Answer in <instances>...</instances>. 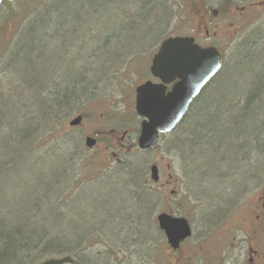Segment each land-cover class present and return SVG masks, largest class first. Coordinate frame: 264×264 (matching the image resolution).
<instances>
[{
	"label": "rangeland",
	"instance_id": "obj_1",
	"mask_svg": "<svg viewBox=\"0 0 264 264\" xmlns=\"http://www.w3.org/2000/svg\"><path fill=\"white\" fill-rule=\"evenodd\" d=\"M31 1L32 4L37 3L36 5H38L41 0H35L34 2L33 0H17L13 4H7L0 8V16L3 14L0 17V49L5 42L12 41L8 47L7 55L0 62L1 69L21 70L18 62L21 57L27 55L25 52L21 53V48L27 41H30L29 33L25 30L21 33V37L13 38L15 37L14 30L18 20L11 12L13 9L21 12ZM53 1L54 3H52ZM53 1L51 3L56 4L58 0ZM117 1L120 5L124 0ZM16 3L18 4L13 6ZM252 4H258V6L240 9ZM235 5L239 7V10H236ZM83 7V5H78V8L70 10L77 18H81V21L91 17V14L87 16L90 11L86 12ZM167 7L169 11L168 20L165 28L162 29V38L158 43V34L154 35L149 30L143 29L130 31L133 28L127 29L120 23L121 20H117V16L114 14L113 18L107 19L106 26L102 22L106 30L102 29L103 31H100L99 29L101 33H113L119 38L113 45L115 50L127 49L131 46L134 50L131 51L133 55H126L125 51L118 54V64L103 80L99 81L93 95L89 97V101L84 100L85 103L81 107L80 111L86 117L85 122L80 127L81 135L91 134L95 136L99 133L102 134V143L99 147L88 150L85 145L86 152L83 153L81 148H83L84 142L80 141V136L78 140L81 148L78 149L79 144H73L71 148L69 146L61 147L59 140H62V136L66 135L69 122L76 118L74 115H61L58 117L59 119H54L53 116L49 122L36 123L34 128L38 125L39 129L27 137V140H29L28 148L26 147L27 144L17 145L9 142L7 137L11 135L10 131L0 132V165L7 162H11L13 165L10 175L1 171L0 209L11 208L21 202L30 200L28 210H31V207L37 204V200H42L40 201L43 205L41 216L47 218L48 223H46V226L56 229V213L53 212V215L49 210L45 196H38L40 193L46 196L49 195V192L47 194V182L43 179L47 178V173L55 174L58 172L55 162L48 153H52L51 148H54L56 154L54 152L52 155H57L59 159L65 156L64 169L68 172L64 190L70 194V202L65 204L66 208L62 212L63 215L68 216L70 235L75 229L84 226L85 221L87 222V219H83L82 214L88 217H94L95 215L96 224L93 226L95 227L103 221H109L108 218L104 219L102 217L99 219L100 204L98 198L93 196L102 188L101 182L107 180L110 176L112 178L115 176L112 183L122 192L120 194L121 199L126 198L127 194L131 196L134 191L131 185L127 184L128 186H126L123 183H117L116 156H118V159L135 160L139 158L143 160L142 164H144L143 168L141 166L143 170L140 169V171L143 172L141 173L144 176L145 183L150 180V167L155 165L159 169V185L151 186V190L159 199L148 197L153 202V209L149 217L153 222V226L149 222L148 227L151 233H155L153 237L156 240L154 242L149 241L147 244L144 243L141 248H138L133 246V238L122 235L121 230L118 232L120 235H114L111 233L112 228L104 230L99 226L96 229L101 230L103 237L101 234H99L101 236L99 237L96 233L97 235L93 236L95 238L92 237L90 241L92 248H87L86 250H89L85 252L86 254L88 253L95 259L96 256L101 257L110 251L114 256L109 260V264H250V255L254 256L255 264H264V218L262 217L260 221L255 219L260 214L261 202L257 200L261 196V192L264 191V171L259 174L254 173V168L246 166L249 171L251 170L250 178L253 174L257 177H252L254 182H249V178L235 175L236 171L233 172L229 169V166L218 164L215 167L216 173H213L215 182H210L211 180L202 181L201 179L196 180V182L192 181L189 175L190 163L187 162V160H191V156H187L184 152L181 153V149L177 146L180 139L187 138L185 131L179 132L180 135L176 137L163 138L160 149L153 153H141L134 149L133 151L126 150L124 154L119 155L116 154L117 151L107 149L104 143L107 141L110 146L115 145L117 141L113 139L114 144L108 135L111 126H113L112 123L107 124V120L103 121L101 116L104 115L106 119L111 115L120 117L132 115L135 90L144 81L150 79L148 74L149 63H151L152 57L157 53L160 44L164 40L169 37L193 36L197 38L200 45L205 47L216 46L232 58L238 48H242L248 42L258 40L260 36L264 37V0H231L229 2L226 0H167ZM213 10L219 11V15L216 16ZM31 19L29 18V20ZM94 24L97 25V28L102 26L97 22H94ZM258 42L262 48L264 38L258 40ZM155 43L157 45L153 47ZM152 47L153 49H151ZM150 49L153 52H150ZM137 51L139 53H136ZM100 58V62H102L109 57L102 54ZM249 67L252 69V75L250 76L245 73ZM3 74H0V79L3 81H0V90L6 98L10 97V101L3 106L2 115L12 116L10 127L13 129L12 123L28 111L20 105L24 104L23 102L30 104L34 101L33 97H21L15 90L19 87V82L9 79L7 80L8 84L5 82L6 79ZM21 75L26 83L36 84V74H31V78L25 72H22ZM248 77L252 78L256 84L261 82L262 74L258 62L249 65L239 63L232 71L225 74L217 83V86L208 92L205 97L206 104L218 105L225 96L240 93L243 88L245 89V86L247 87L249 82L246 78ZM95 78L93 76V81L97 80ZM61 79L66 85L74 80L68 71L61 72ZM247 88L248 92L252 91V88ZM1 99L3 98L0 97ZM41 110L43 109L40 105L39 109H33L39 117L42 116ZM128 127L126 125L121 131L129 129ZM25 134L22 136H25ZM74 134L79 135V131ZM2 136H6V138H2ZM55 136H58V138L50 142V139ZM219 143L221 144L219 145ZM227 143L226 139H207L205 140L206 149L202 146L198 148V155L204 159V154L207 152L209 153L207 158L212 160L221 158L224 155H222V151L227 155L229 145ZM45 144L47 145L42 150L41 146ZM26 149L32 155L27 154ZM62 149L64 152L61 151ZM219 149H221V155L215 158V152ZM113 154H115L114 157ZM243 166L245 167V165ZM22 172L23 176L20 178ZM199 174L200 178L204 176V173ZM39 183L44 184V186L41 187ZM91 194L92 199H89ZM51 195L52 192L49 198L50 203L57 202L60 204L57 196ZM114 203H118V198L114 200ZM59 204H57V207L61 208ZM117 205L119 206V204ZM109 210L112 212V209ZM169 211L181 214L190 220L193 227L194 236L192 240L184 245V249L180 254H175L169 248L164 234L159 230L157 224V216ZM213 212H218L219 217L214 218L213 222L209 224L207 223V216ZM79 216L82 217L78 219ZM23 219H27L24 212L18 216L17 220L24 223ZM35 221L38 222L39 220ZM244 223L245 228L242 226ZM119 226L120 224L117 227ZM125 238H129V241H125ZM61 249H54V251L57 252ZM251 249L256 250L258 256L252 254ZM35 256L37 259L34 264H40L51 258V256L53 258L66 257L63 255L57 256L55 253L43 255L41 252L36 253Z\"/></svg>",
	"mask_w": 264,
	"mask_h": 264
},
{
	"label": "trees",
	"instance_id": "obj_2",
	"mask_svg": "<svg viewBox=\"0 0 264 264\" xmlns=\"http://www.w3.org/2000/svg\"><path fill=\"white\" fill-rule=\"evenodd\" d=\"M52 1L41 0L38 5H36L37 3L32 4L31 1L21 12L12 10L11 14L18 20L13 38L21 37V33L26 30L25 32L29 33L27 34L30 41H27L21 48V53L25 52L27 55L21 57L18 62L20 71L0 68V74L4 73L5 82L9 84L7 81L9 79L19 82V87L15 90L21 97H33V103L23 102L24 104L20 105L28 111L12 123L13 130L10 127L12 116L2 115L3 106L10 101V97L6 98L0 90V97L3 98L0 100V132L10 131L11 135L7 137V140L17 145L27 144V148L29 144L27 137L39 129L38 125L34 128L36 123L49 122L53 116L54 119H59L58 117L61 115L84 114L80 111L83 103H85L84 100L89 101V97L93 95L99 81L103 80L118 64V54L125 51L126 55H133L132 46L127 47V49L115 50L113 45L119 38L113 33L100 32L106 30L104 26L108 23L107 19L113 18L115 15L117 20H121L120 23L127 29L133 28L130 31L143 29L149 30L154 35L158 34V43L162 38V29L165 28L169 15L167 0H124L120 5L117 0H58L56 4H52L54 3ZM78 5H83L86 12L90 11L87 16L91 14V17L81 21V18L72 14L70 10L78 8ZM29 18L33 19L29 20ZM94 22L99 24L104 22L105 24L97 28ZM262 38L264 37L260 36L258 40ZM258 40L248 42L242 48H238L232 58L229 57L226 62L227 65L223 66L219 74L194 101L174 136L173 134L170 136L176 137L180 135L179 132L185 131L187 138L180 139L177 146L181 149V153L184 152L187 156H191V160H187V162L190 163L189 175L194 182L199 179L215 182L213 176L218 164L229 166L233 172L236 171L235 175L249 178V182H254L252 177H256L253 174L250 178L251 170L249 171V168H254V173L258 174L264 171V109H262L264 107V45L261 48ZM11 42L7 41L2 45L0 62L7 55ZM151 49L149 51L153 52ZM102 54L109 58L100 62ZM120 62L122 63V61ZM257 62L260 65L262 79L256 84L252 78H246L249 82L247 87L252 88L251 92H248V88L245 86V89L243 88L240 93L225 96L218 105L206 104L205 97L208 92L217 86L225 74L232 71L239 63L249 65ZM251 67L245 71L246 75H252ZM64 71L70 72L71 77L74 78L73 82L70 81L67 85L61 79V72L64 73ZM22 72H25L29 77L31 74H36V84L26 83L21 75ZM93 76L96 77V81H93ZM0 81L3 82L1 79ZM39 105L43 109L40 117L37 116L36 111H33L35 108L39 109ZM75 106L76 108H74ZM204 109L206 110L203 111ZM131 114L133 116L111 115L106 119L103 115V121L107 120V124L112 123L113 126L111 127L118 129L128 125L129 129L138 134V121L134 109H132ZM23 134L25 136H22ZM2 138H6V136H2ZM56 138L58 136L52 137L50 142ZM211 138L228 141L227 155L222 151V155H224L218 158L221 155V149H219L214 156L218 159L207 158L209 155L207 152L204 154V159L199 157L198 148L202 146L206 149L205 140ZM59 142L63 148L64 146L71 148L73 144H79L78 149L81 148L75 134H70ZM46 145L41 146V149L43 150ZM51 150L52 153L47 152L55 162L58 172L55 174L47 173L48 179H43V181L47 182V194L49 192V195L40 193L38 196H45L49 210L52 214L53 212L56 213V229L46 226L48 220L43 215L41 216L43 205L40 201L42 200H37V204L32 206L31 210H28L30 200L11 208L0 209V264H34L37 259L35 255L39 252L43 255L55 253L57 256L70 257L73 260L72 264H109V260L114 256L110 251L100 255L101 257L96 256L95 259L85 253L92 248L90 241L93 236L101 234L103 237L101 230L96 229L99 226L104 230L112 228L111 233L114 235L119 234L118 232L121 230L122 235L133 238V246L138 248H141L144 243L147 244L149 241L154 242L156 240L153 237L155 233H151L148 227L149 222L153 226V222L149 218L153 209V202L149 198H159L151 190V185L148 187L143 179V172L140 171L144 166L142 159L130 160L125 158L120 165H116L118 168V174L115 173L117 174L116 178H118L117 183H123L126 186L131 185L134 188L131 196L127 194L126 198H120L122 192L112 183L115 176L113 178L110 176L101 182L102 188L97 191L98 193L96 192L98 196L93 194L94 197L98 198L100 204L99 219L108 218L110 222L103 221L93 227L96 224L95 215L88 217L82 214L83 219H87V222H84V226L77 227L78 229H75L70 235L68 216L63 215L62 212L66 208L65 204L70 202V194L64 190L68 178V172L64 169L65 156L59 159L57 155H52L55 149L51 148ZM26 152L32 155L28 149ZM196 164L199 165L198 168ZM12 168L11 162L0 165V183L1 171L10 175ZM199 173H204V176L200 178ZM22 176L23 172L19 177ZM48 183L50 184L48 185ZM39 185L44 186L40 183ZM51 192L52 195L57 196L60 204L57 202L50 203ZM117 198L118 203H114ZM89 199H92V194ZM57 204L61 208L57 207ZM109 209H112V212ZM22 212L27 215V219H23L24 223L17 220ZM82 216H79L78 219ZM217 217H219L218 212L210 213L207 216V223L210 224ZM117 222L120 224L119 227H117ZM99 237L101 236L99 235ZM129 238L124 240L129 241ZM100 243L102 242L100 241ZM59 248L62 249L57 252L54 251V249ZM87 248L89 249L86 250ZM52 258L53 256L49 259Z\"/></svg>",
	"mask_w": 264,
	"mask_h": 264
},
{
	"label": "water",
	"instance_id": "obj_3",
	"mask_svg": "<svg viewBox=\"0 0 264 264\" xmlns=\"http://www.w3.org/2000/svg\"><path fill=\"white\" fill-rule=\"evenodd\" d=\"M16 0H0L14 2ZM224 65L222 53L215 47H202L192 37H172L163 41L154 56L151 73L161 84L147 82L136 89L135 111L142 119L138 148L142 151L155 150L160 135L174 131L187 115L193 102L219 74ZM177 81V82H176ZM170 93L166 86L175 83ZM81 117L70 123L78 126ZM95 141L87 140L88 148ZM151 178L159 181L157 167L151 168ZM158 226L173 251L192 237V229L185 218L161 214ZM70 257L48 259L40 264H72Z\"/></svg>",
	"mask_w": 264,
	"mask_h": 264
},
{
	"label": "flooded vegetation",
	"instance_id": "obj_4",
	"mask_svg": "<svg viewBox=\"0 0 264 264\" xmlns=\"http://www.w3.org/2000/svg\"><path fill=\"white\" fill-rule=\"evenodd\" d=\"M200 1H204V0H200ZM227 2H229V1H231V0H226ZM238 1H242V0H238ZM16 2V1H15ZM15 2H12V3H3V5H1L0 6V8L2 7V6H4V5H6V4H13V3H15ZM227 4V3H226ZM256 6H258V4H252V5H249V6H245V7H242V8H240V9H245V8H250V7H256ZM235 7H236V10H239V7L237 6V5H235ZM213 12H215L214 14L216 15V16H218L219 15V11H214L213 10ZM195 38V40H196V42L198 43V41H197V38L196 37H194ZM214 47H216V46H214ZM222 54H223V59H224V65L226 64V62L228 61V59H229V57L225 54V53H223L222 52ZM155 56V55H154ZM154 56L152 57V59H151V63H149L150 64V68H148V74H149V76H150V79H148V80H146V81H144L142 84H145V83H147V82H152L153 84H161V81L160 80H157V79H155L153 76H152V73H151V64H152V61H153V58H154ZM223 65V66H224ZM147 66H148V63L146 64V69H147ZM177 82V81H176ZM176 82L175 83H173V84H171V85H168V86H166V90H165V94H168V93H170L171 92V90H172V87H173V85L174 84H176ZM141 84V85H142ZM194 103V102H193ZM135 104V103H134ZM193 105V104H192ZM191 105V106H192ZM134 108H135V106H134ZM191 108V107H190ZM190 110V109H189ZM76 118H78V117H81V122H80V124L78 125V126H76V127H70V125L68 124V127H67V130H66V135H64V136H62V138H64V137H68V135H70V134H74L75 132H78L79 131V135H75L76 136V138L77 139H79V136H80V141H82V142H84L83 143V148H81V151L83 152V153H85L86 152V149H85V145H86V141H87V139H93L94 141H95V144H94V148L95 147H99V145H101V143H102V140H101V136H102V134H96L95 136H93V135H91V134H88V135H81V132H80V127L83 125V123L85 122V115L84 114H81V113H79V114H76V115H74ZM75 118V119H76ZM101 118L102 119H104V117H103V115L101 116ZM137 119V121H138V123H137V129H138V134H136V131H132L131 129H126V130H122L121 131V129H118V128H115V127H111L110 128V130H109V132H108V135L110 136V138L112 139L111 141L115 144V142L113 141V139L114 140H116L117 141V143L115 144V145H110L109 146V144L107 143V141H105L104 143L106 144V148L107 149H112V151H117V153L116 154H124V152L127 150V151H129V150H134V149H138V138H139V135H140V127H141V122H142V120L141 119H139V118H136ZM184 120V119H183ZM183 122V121H182ZM181 122V123H182ZM179 128V126L174 130V131H172L171 133H169V134H167V135H160V141H159V146L155 149V150H149V151H141V153H153V152H155V151H157V150H159L158 148L160 147V144H161V142L163 141V138L164 137H170L172 134H173V136H174V134H175V132H176V130ZM59 136V135H58ZM93 148V149H94ZM115 156V154H113V157ZM117 159V160H116ZM116 159H115V161H116V163H117V165H120L124 160L123 159H118V156H116ZM153 166H155V165H152L151 167H150V170H151V168L153 167ZM158 183H159V181H158ZM158 183H154V182H152V180H151V177H150V180L147 182V186L149 187V185H151V186H155V185H159ZM163 198V197H162ZM258 202H261V207H260V214L259 215H257L256 217H255V219L257 220V221H260L261 219H262V217L264 218V191H262L261 192V196L258 198V200H257ZM162 214H170V215H173V216H175V217H179V218H185V217H183L181 214H177V213H173L172 211H169L168 213H162ZM185 219H187V218H185ZM188 220V219H187ZM188 222L190 223V220H188ZM191 224V223H190ZM192 226V225H191ZM243 226V228H245V223L242 225ZM193 228V227H192ZM192 232H193V235H192V237L190 238V239H188V240H186L185 242H183L182 244H181V246H180V248L177 250V251H175L174 253L175 254H180V253H182V251H183V249H184V245L187 243V242H189L190 240H192V238H193V236H194V231L192 230ZM251 252H252V254H254V255H257L258 256V252L256 251V250H254V249H251ZM249 263L250 264H255V258H254V256L253 255H250V259H249ZM244 264V263H243Z\"/></svg>",
	"mask_w": 264,
	"mask_h": 264
}]
</instances>
